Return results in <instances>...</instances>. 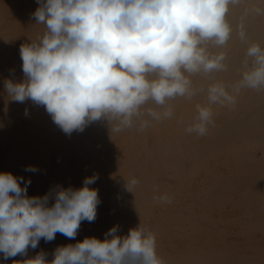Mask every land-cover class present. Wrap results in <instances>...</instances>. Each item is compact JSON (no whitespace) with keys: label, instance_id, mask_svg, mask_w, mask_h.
I'll use <instances>...</instances> for the list:
<instances>
[{"label":"clouds","instance_id":"9594fccd","mask_svg":"<svg viewBox=\"0 0 264 264\" xmlns=\"http://www.w3.org/2000/svg\"><path fill=\"white\" fill-rule=\"evenodd\" d=\"M32 16L42 33L20 46L24 78L4 80L8 100L43 105L63 132L105 120L113 134L145 132L176 118L178 101H195L185 132L206 136L215 107L235 109L244 90L264 94V43L249 22L264 19V0H38ZM233 41L244 46L236 67ZM237 71L238 77L226 74ZM27 114V110L26 113ZM26 171L36 172L35 166ZM135 194L141 183L124 177ZM87 176L82 187L57 186L28 195L29 178L0 171V254L27 255L41 239L78 235L101 203ZM23 182V183H22ZM153 186V200L172 202ZM54 200L53 203L50 201ZM114 225L104 239L86 236L59 245L53 259L41 250L23 264H166L157 233L141 221L127 234ZM16 262V261H14ZM13 262V264H14Z\"/></svg>","mask_w":264,"mask_h":264},{"label":"bare ground","instance_id":"6f19581e","mask_svg":"<svg viewBox=\"0 0 264 264\" xmlns=\"http://www.w3.org/2000/svg\"><path fill=\"white\" fill-rule=\"evenodd\" d=\"M37 7L38 0H0V171L30 178L29 196L57 186L79 188L85 177L98 174L91 187L101 203L96 219L82 221L76 237L58 232L26 256L5 261L0 254V264H23L41 250L51 260L59 245L86 236L104 239L117 224L124 235L140 218L157 233L166 264H264V94L244 90L235 109L215 107V124L203 137L184 130L195 101H178L175 119L143 133L111 138L107 121L97 120L66 134L43 105L11 101L4 92L6 78H24L20 46L43 31L32 16ZM249 33L264 43V19L251 20ZM243 50L233 41L236 67ZM237 77L235 70L226 74ZM29 165L38 171H26ZM123 176L141 180L135 194ZM154 185L169 192L172 202H155Z\"/></svg>","mask_w":264,"mask_h":264}]
</instances>
